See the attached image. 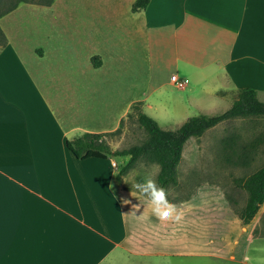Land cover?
Listing matches in <instances>:
<instances>
[{
	"label": "crops",
	"instance_id": "obj_1",
	"mask_svg": "<svg viewBox=\"0 0 264 264\" xmlns=\"http://www.w3.org/2000/svg\"><path fill=\"white\" fill-rule=\"evenodd\" d=\"M111 1L113 11L129 17L130 35L146 51L147 78L138 99L130 97L134 79L124 89L110 86L113 78L100 80L106 107L99 111L88 109L81 82L71 90L64 81L63 98L51 91L50 70L42 74L38 64L49 57L48 48L73 43L99 75L107 66H126L129 50L118 59L104 50L108 44L89 51L83 42L96 44L99 38L88 36L84 21L62 32L43 15L40 29L53 28L60 44L47 38L48 47L32 45L26 56L14 48L3 25L18 8L0 19L8 39L0 51V264H169L199 256L183 248L198 246L201 238L214 246L218 227L225 232L221 244L259 253L255 249L264 240L254 234L264 220V205L244 225L218 188L201 187L190 200L172 202L178 220L161 221L147 198L126 186L129 174L117 182L116 159L78 160L67 142L87 133L116 132L138 102L166 131L181 128L179 122L190 114L225 113L242 89L255 90L264 103V0H151L136 13L137 0ZM99 19L100 29L106 20ZM98 50L101 66L95 68L89 54ZM67 64L62 61V67ZM174 75L178 83L171 81ZM247 199L239 203L241 209ZM232 228L242 235L229 237L228 244Z\"/></svg>",
	"mask_w": 264,
	"mask_h": 264
},
{
	"label": "rangeland",
	"instance_id": "obj_2",
	"mask_svg": "<svg viewBox=\"0 0 264 264\" xmlns=\"http://www.w3.org/2000/svg\"><path fill=\"white\" fill-rule=\"evenodd\" d=\"M0 1L1 13L17 0ZM112 6L111 0H56L51 7L21 4L17 9L18 15H9L3 21V25L7 29V37L14 48L26 56H28L29 48L32 45L46 44L48 47L47 38H51L54 43L56 41L60 44V36L53 28L40 29L38 22L40 23L44 19L43 15H45L44 22L48 21L50 23L51 20L48 17L52 18L53 25L62 32L70 29L72 31L75 22L84 21L82 27L86 30L88 36L94 33L101 39H98L96 44L89 41V39L83 42L89 46V51H92L97 45L100 49H104V46L108 44L107 49L104 50L109 51L111 49L118 59L120 54L122 56L124 49L129 50L131 59L126 66L123 67L120 63L113 67L107 66L105 70L99 72V75L94 70H90L88 64L85 63L82 49L73 43L69 46L68 43L67 46L56 45L57 48L54 50L48 48L49 57L38 64L42 74H47V71L50 70L49 84L51 85V91L56 92L59 97L63 98L65 82L67 87L71 84V90H76V87L79 86L78 82H81V86L84 84L86 92L89 94L88 109L96 108L99 111L106 107L105 99L99 96V86H104L100 80L113 78L110 86H118L120 89H124L127 88V82H132L134 79L137 87L133 94L130 92V97L138 99L144 91L143 82L147 78L146 51L140 45V40L130 35L129 17L124 12L113 11ZM99 15L106 20L105 24L100 26V29ZM104 33L108 35L106 36ZM70 39L78 43L80 41L76 36H71ZM95 56H99V50L96 53L89 54V59ZM64 60L68 62L65 68L62 67V61ZM198 115L190 114L187 117L192 118ZM179 123V127H181L183 122ZM177 125L178 123L174 126ZM263 137L264 118L249 117L223 122L207 131L201 138L190 139L184 148L182 160L178 167L179 185L170 187L167 190L168 200L171 203L184 201L201 187H216L225 195L234 208L241 209L247 195L236 185L237 182L246 179L253 172L263 167ZM147 138L146 131L139 127L136 120L127 118L121 132L110 136L108 143L114 151H120L140 145ZM245 156L246 159H244ZM116 160L118 162L117 170L119 171L128 162L129 157L116 158ZM154 165L156 164L141 159L129 173L131 179L126 186L135 189L132 185L142 182L144 177L148 175H153L158 183L160 168L157 169L153 167ZM220 191L216 193L217 201H222ZM209 194L211 195V193ZM239 203H242V205H239ZM202 231L201 226V233ZM231 231L232 235H226L225 237L227 240L229 237L230 239L232 237L236 238L240 234L235 228H232ZM256 232L259 235L257 238L264 240V220L261 221V226ZM203 235L201 234V236ZM220 235L224 236L225 232L218 227L215 231L216 244L214 246H209L201 238L198 246L188 244L183 248V251L198 253L199 256L173 258L169 264H252L253 261L257 260L256 257H264V253H254L249 248L244 253L242 248L230 245V239L227 242L229 246L223 245L219 240ZM241 235L239 236L241 237ZM232 256L233 260L231 259Z\"/></svg>",
	"mask_w": 264,
	"mask_h": 264
},
{
	"label": "trees",
	"instance_id": "obj_3",
	"mask_svg": "<svg viewBox=\"0 0 264 264\" xmlns=\"http://www.w3.org/2000/svg\"><path fill=\"white\" fill-rule=\"evenodd\" d=\"M56 0H17L6 11L0 13V19L16 10L21 4H35L50 7ZM151 0H137L132 7L133 12L145 10ZM1 4V1H0ZM8 45V39L0 27V51ZM95 68L101 66L99 57L92 59ZM263 117L264 103L258 99V93L253 89H242L238 92L233 104L225 113L215 116L198 115L189 118L177 131H166L160 127L157 121L142 111V103H135L128 119H135L139 127L146 131L148 138L140 145L129 149L114 151L108 143L110 136L121 132L125 120L121 122L120 128L110 134H84L72 141L67 142V148L78 160L88 159H116L129 157L117 173L116 180L123 183L126 177L141 160L159 165L158 184L166 189L177 187L178 167L182 160L184 148L192 138H201L207 131L217 127L223 122L238 118ZM264 143V137L262 138ZM246 159V156L245 158ZM249 165L247 162H245ZM236 187L245 191L248 195L246 206L243 209L234 208L244 225H249L258 215L264 205V165L253 172L246 179L237 182ZM195 194L184 201L190 200ZM258 232H255V236Z\"/></svg>",
	"mask_w": 264,
	"mask_h": 264
},
{
	"label": "clouds",
	"instance_id": "obj_4",
	"mask_svg": "<svg viewBox=\"0 0 264 264\" xmlns=\"http://www.w3.org/2000/svg\"><path fill=\"white\" fill-rule=\"evenodd\" d=\"M153 167L159 169V165ZM132 187L142 197L147 198V201L152 205L153 214L161 221L178 220L180 218L178 215H174L176 206L168 200L166 189L157 183L153 175L145 176L142 182H137ZM255 250L264 253V246H258ZM256 259L258 264H264V257H256Z\"/></svg>",
	"mask_w": 264,
	"mask_h": 264
},
{
	"label": "built area",
	"instance_id": "obj_5",
	"mask_svg": "<svg viewBox=\"0 0 264 264\" xmlns=\"http://www.w3.org/2000/svg\"><path fill=\"white\" fill-rule=\"evenodd\" d=\"M171 81L174 82V83H178V82H179V78H178V76H175V75L172 76V77H171Z\"/></svg>",
	"mask_w": 264,
	"mask_h": 264
}]
</instances>
